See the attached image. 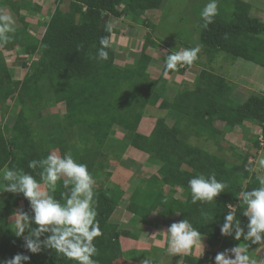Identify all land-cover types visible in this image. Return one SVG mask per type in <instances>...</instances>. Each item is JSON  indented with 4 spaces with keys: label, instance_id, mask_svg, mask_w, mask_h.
I'll use <instances>...</instances> for the list:
<instances>
[{
    "label": "trees",
    "instance_id": "trees-1",
    "mask_svg": "<svg viewBox=\"0 0 264 264\" xmlns=\"http://www.w3.org/2000/svg\"><path fill=\"white\" fill-rule=\"evenodd\" d=\"M11 1L0 0V4L6 3L27 26L20 8L15 7L18 1L12 2V6ZM165 1L56 0V8L39 43L31 37L22 38L16 30L14 39L1 46L3 51L19 49L21 55L37 60L32 62L22 82H14L0 54V100L13 98L18 107L12 112L11 126L0 125V169L5 165L23 169L39 180L41 169H30L29 161L41 159L54 150L61 155L71 153L69 144L80 143L84 154L75 159L88 165L96 182L106 181L95 186L97 219L103 232L94 241L98 248L94 259L98 264H114L118 260L116 246L121 237L137 238L133 232L111 223L123 193L107 185L112 173L106 172L105 163L111 158L119 163L127 150L138 156L147 155L149 163H158L157 173L148 180L142 179L132 194L126 205L128 213L143 220L154 213L176 217L177 221L190 219L208 240L210 251L205 253L203 262H207L218 247L225 250L244 242L222 235L220 226L229 211L228 204L236 205L237 219L242 224L247 223V217L242 214L244 206L239 204L238 198L241 190L258 186L254 165L250 163L255 156L247 155L240 163H230L224 157L192 145L190 140H202L204 133L209 135L206 141L214 134H223L214 127L216 122L224 123L226 130L245 124L257 126L264 137V94L251 92L243 103H237L232 95L238 85L230 81L227 74H217L210 67L219 54H225L235 61L242 59L264 69V22L252 14L251 5L242 0H219V12L213 23L205 27L203 20H199L201 52L198 59L205 57L207 63L195 62L202 68L195 88H185L169 99L147 86L149 75L144 73L140 62L147 61L148 45L130 57L132 63L120 67L116 62L120 57L113 44L115 34L106 31L111 18H131L132 22L149 27L147 19L140 17L148 11L160 10ZM64 2H68L67 11L61 8ZM102 36L111 38L106 61L93 58ZM146 41L152 49H158L159 43L150 36ZM52 101L64 105L62 119L44 114ZM147 107L173 112L186 123L179 128L180 125L169 123L165 118L157 119L152 131L144 135L138 127ZM3 109L7 114V109ZM116 127L125 132L127 144L113 138ZM253 143L262 152L264 144L257 136ZM212 172L218 180L228 182L229 187L212 203L193 204L188 180L197 174ZM165 187L169 188L168 193L164 192ZM175 189L183 191V200L175 198ZM63 191L62 183L58 184L57 199ZM2 192L0 188V260L23 253L31 257L27 264H76L53 250L39 254L29 252L24 247L23 237L14 235L11 222L20 205L22 211L30 212L29 202L22 194ZM203 213H208L207 219Z\"/></svg>",
    "mask_w": 264,
    "mask_h": 264
},
{
    "label": "clouds",
    "instance_id": "clouds-1",
    "mask_svg": "<svg viewBox=\"0 0 264 264\" xmlns=\"http://www.w3.org/2000/svg\"><path fill=\"white\" fill-rule=\"evenodd\" d=\"M219 0H208L201 11V19L207 27L213 23L219 12ZM15 19L10 13L0 12V46L7 45L14 39ZM106 31L112 32L111 24ZM94 59L106 61L111 38L102 36L99 40ZM201 47L183 48L164 56V71L176 69L178 66H191L199 58ZM30 169H41L36 176L23 169H0V188L3 192L22 194L29 202L30 212L19 211L14 214L13 232L16 237H23L24 247L32 254L53 250L76 264H98L94 259L98 248L94 241L103 235L97 219L96 180L86 163L79 162L69 152L61 155L58 150L49 152L41 159L29 161ZM258 186L250 190H241L239 204H243V216L247 223L242 224L236 217L235 206L228 204L229 211L224 215L220 232L224 236H233L237 241L243 239V247L225 249L215 256V264H257L248 254V249L255 244H264V157L253 167ZM62 183L64 191L60 199L55 193L58 184ZM193 204L212 203L229 187L228 182L218 180L214 172L200 173L188 180ZM179 214V213H177ZM208 218V213H203ZM27 234L25 235V233ZM166 236L161 244L171 256L191 254L193 251L204 255L203 234L194 227L190 219L184 218L173 222L166 231L158 232ZM157 234V233H156ZM199 257V258H200ZM30 256L17 253L11 259L0 260V264H27ZM141 264H157V261L146 256ZM180 264V261H178Z\"/></svg>",
    "mask_w": 264,
    "mask_h": 264
},
{
    "label": "rangeland",
    "instance_id": "rangeland-1",
    "mask_svg": "<svg viewBox=\"0 0 264 264\" xmlns=\"http://www.w3.org/2000/svg\"><path fill=\"white\" fill-rule=\"evenodd\" d=\"M17 1L18 3H16L17 5L15 4V7L20 8V10L24 5L29 7L30 5H33L34 2L41 4L40 6L43 10L40 14L42 17L38 14L31 15L25 11V9H23L24 11L22 16L27 15L25 19V23L27 26H29L27 27L19 21L15 12L11 11L8 7L7 12L2 8H0V12L10 13L14 17L16 22V30L19 31L20 29V36L22 38L31 37L33 38L34 42L39 43L49 22L50 15L55 10L57 5L56 0ZM242 1L250 4L252 6V14L264 22V0ZM12 2L16 1L12 0L9 2L11 6ZM207 2L208 0H166L160 10L148 11L140 17V19L143 20L147 19L146 26L149 27H144L132 22L133 20L131 18L120 20L111 18L109 21V24L112 26V31L115 34L113 36V44L119 57L126 55V53L139 54L142 52V48L148 45V49L145 53L147 61L142 59L140 62V67L144 70V73L149 75L148 81L146 82L147 86H151L153 89H155L161 97L164 96L166 98L172 99L181 90L190 88L188 86H191V89L195 88L196 77L202 68L200 66L197 67L195 63L193 64L194 66H178L172 74L167 75L164 72V56L170 52L179 51L183 48H191L200 45L199 20L201 19V11ZM61 8L64 11H67L68 2L61 4ZM24 28L28 30L25 31ZM147 36H150L152 40H155L159 43L158 49H152V47H150V42L146 41ZM121 40H125L123 41L124 44L120 43ZM0 54L4 56L7 66L12 72L14 82H22L25 76L28 74V68L31 66L32 62L37 60L34 57L29 58V56L21 55L19 49L12 50L11 52L3 51L1 46ZM198 60H200L201 64L207 63L205 57H202ZM132 61L133 59H131V62ZM24 64H27V66L24 67ZM210 67L217 74H227L228 79L238 85V87L233 91L232 95V98H235L237 103H243L250 97L252 94L251 92L264 94L263 68L242 59L235 61L225 54H219ZM10 91H13V87H10ZM14 95L15 94L12 96ZM51 104V107L46 109L44 114L46 116H55L59 119H62V116L65 112L64 105L57 104L54 101H52ZM3 108L7 109V114L4 113ZM16 108L18 107L16 101H14L13 98L0 100L1 126H11L12 122L9 121L11 119L12 112L18 110ZM161 118L167 119L169 123L180 125L179 128L184 127L186 123L185 120L181 119V117L177 116L173 112L161 111L156 107H147L146 111L144 112L143 121L138 127V131L144 135H148V133H150L154 127V121ZM214 127L223 134H214L209 141H206L205 138L207 139L209 135L204 133L205 138L202 140L192 138L190 143L205 149L213 155L224 157L230 163H240V161H242L245 156L254 155L255 158L250 159V163L255 166L257 161L261 157H264V149L261 148L262 152L260 153V151H258L253 145V141L255 140L256 136L259 138L260 142L264 144V137L262 136L261 129L259 127L245 124L233 130H226L225 124L221 122H216ZM114 132L115 134L113 138H119V140L122 141L123 137L121 134L125 136V132L118 127L114 129ZM127 142L128 140L124 143L127 144ZM69 148L71 149V154L74 156V158H78L79 154H76L74 145L69 144ZM128 157L130 159H128ZM124 159L125 161L131 160L134 162V164L130 165L129 168L127 167L130 172L136 174L142 173L139 175L140 182L145 176L149 177V173H155L157 170V167H154V165L157 163H149L147 155L138 156L137 153L127 150L125 152ZM111 160L114 162V159L111 158L108 159L107 163H105L106 171L109 169L108 166L110 165ZM148 163L150 165H148ZM104 183H106V181L102 179L96 183V186L102 185ZM176 197L182 198L183 195L179 193V195H176ZM123 200L121 204L123 203ZM22 210L23 206L20 205L16 213ZM116 213L118 214V212ZM117 214L113 216L111 222L115 221ZM14 220L15 216L11 218L13 227ZM26 234L27 233H25V235ZM128 253V261H131L132 264H141L142 260L138 258L132 259L135 255L131 251H128ZM114 264H128V262L126 263V260H123V262L120 263L116 261Z\"/></svg>",
    "mask_w": 264,
    "mask_h": 264
},
{
    "label": "crops",
    "instance_id": "crops-1",
    "mask_svg": "<svg viewBox=\"0 0 264 264\" xmlns=\"http://www.w3.org/2000/svg\"><path fill=\"white\" fill-rule=\"evenodd\" d=\"M15 1L17 2V0ZM40 5L41 4L34 2L33 5H30L29 7L26 6V7L21 8V11L19 13L22 16L23 15L22 13L24 11L23 9H25V11H27L31 15L38 14L41 16L40 13L42 12L43 9L41 8ZM0 8H2L6 12L8 11L6 3H3L2 5L0 4ZM8 8L12 11L10 7ZM38 9H40V11H38ZM22 17L26 19L27 15L22 16ZM24 30L26 31L28 29L24 28ZM19 33H20V29H19ZM123 41L121 40L120 43L124 44ZM132 55L134 54L126 53V55L118 58L117 59L118 66L125 67V66H128V64L132 63L133 62V61L131 62L132 58H130L132 57ZM188 87H190L189 89H191V86H188ZM121 135L124 140V135L123 134ZM72 145H74L76 154L78 153L79 156L84 154L82 145L80 143L77 142V143H73ZM129 157L128 159H130ZM124 158H125V155L123 156V159L119 163H117L116 161L112 162L111 160L109 169L106 171V172L112 173V177L110 178L108 182V186L114 190L121 191L122 193H124L123 203L121 204V206L118 207L116 211L118 212V214L115 213L117 214L115 221L114 222L112 221L111 223L121 226L127 232H133V234L137 238L133 240V239L121 237L119 239L117 246H116V250L118 253L117 262L120 263V262H123V260H126V263L128 262V264H132L131 261H128L129 260L128 251H131L135 255L134 258L132 259L138 258L140 260H143L146 258V256H148L154 259L155 261H157V264H178V261H180V264H215L214 258L216 254L218 252H223L224 250L220 249L219 247L214 249L211 252V255L209 259L207 260V262H203L205 253L210 251L209 246H208V240H207V237L205 236L203 239L204 255L201 257H200V253L197 251H193V253L191 254H184L182 258L179 255L173 257L167 254L162 246H156V241H160L161 244H163V242L166 240V236L158 232L166 231V229L170 226L171 223L177 222V218L176 217H163V216H159L158 213H154L152 216H150L148 220H143L139 218L138 216L132 215L126 211V205L130 202V198L132 194L134 193V191L140 184L139 175H141L142 173L136 174V173L130 172L128 168L130 165L134 164V162L131 160L125 161ZM148 165L150 164L148 163ZM154 167H157L158 169V163L155 164ZM156 173H157V170L155 173H149V177L145 176L142 179L147 178L145 180H148ZM174 191H175L176 199H180V200L184 199L185 196H184L183 191L179 189H175ZM164 192L168 193L169 188L165 187ZM179 193L183 195L182 198L176 197V195H179ZM244 243L245 242H242L240 246L243 247ZM248 254L251 258L257 261V264H264V244L252 245L251 248L248 249Z\"/></svg>",
    "mask_w": 264,
    "mask_h": 264
}]
</instances>
